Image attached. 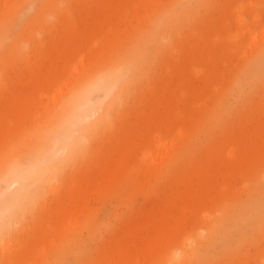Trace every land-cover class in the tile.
I'll list each match as a JSON object with an SVG mask.
<instances>
[{
  "label": "bare ground",
  "instance_id": "obj_1",
  "mask_svg": "<svg viewBox=\"0 0 264 264\" xmlns=\"http://www.w3.org/2000/svg\"><path fill=\"white\" fill-rule=\"evenodd\" d=\"M62 1L79 11L77 25ZM26 3L25 13L0 27V74L7 75L0 76V192L8 193L0 212L11 207L16 224H0L2 264H264V48L238 84L192 113L201 92L188 63L176 64L171 51L180 41L184 55L194 54L197 45L178 32L211 0H42L39 9L35 0ZM135 4L134 19L119 16ZM50 13L65 31H55ZM105 27L113 30L108 46L85 56ZM39 31L48 45L37 40ZM116 67L129 70L127 81L107 98L91 97L110 119L96 117L87 150L32 207L23 183L8 173L41 146L70 90ZM45 99L53 110L32 129ZM139 195L144 204L134 206ZM113 197L128 207L127 218L116 212V227L99 225L108 237L84 250L83 231L91 240L101 232L95 204Z\"/></svg>",
  "mask_w": 264,
  "mask_h": 264
},
{
  "label": "rangeland",
  "instance_id": "obj_2",
  "mask_svg": "<svg viewBox=\"0 0 264 264\" xmlns=\"http://www.w3.org/2000/svg\"><path fill=\"white\" fill-rule=\"evenodd\" d=\"M95 1L96 0H87L89 5H93ZM140 1L148 4V6L152 1H157L160 6L168 2V0ZM4 2L5 0H0V27L8 20V17L10 18L12 15H21L25 13L27 7L26 0H6V6H4ZM35 2V8L39 9L42 6V0H35ZM138 7L139 5L135 4L133 7H130V9H122L119 16L123 19H134L136 14L140 13V8ZM60 9L68 11L69 19L73 24L77 25V15H79V11L76 10L73 3L62 1L60 3ZM48 19L50 22H54L55 31L66 30L65 24H62L61 20L57 19L55 14L50 13ZM192 20L193 23L187 30H180L178 33L180 34V40L188 38L192 41V44L197 45L194 54L190 56L184 55L181 50L180 41L173 43L171 52L176 64L182 65L184 62L188 63L193 86L198 93L201 92L200 95H196L198 103L191 108V112L196 113L206 105L212 104L215 99H218L228 86L238 84L245 68L264 48V0H211L208 9L206 11L200 9ZM19 33L20 30L18 29L13 31L12 40H17V35H19ZM111 33H113L112 28H103L101 34L94 38L96 42L93 43V46L90 47L85 56L88 57V55H93L94 53L104 50V48L108 46V38ZM36 35L37 40H41L43 46L48 45L43 32L39 31ZM34 45H36V43H34ZM26 48L28 50L31 49L32 44H27ZM197 53L201 55L198 56ZM161 59L164 63H167L164 57ZM166 69L170 70L171 68L167 67ZM0 76L7 77L6 74H0ZM62 86L63 85H61L60 88ZM202 91H204L203 96ZM188 93L189 91L184 92L185 95ZM98 96L100 97L98 98ZM261 97L264 99L263 92ZM95 98L101 99V95H97ZM55 106L58 108L59 104L57 103ZM52 110L53 106L51 101L47 99L43 100L38 108L37 118L30 124V128L34 129L42 126L43 122H46L49 118ZM185 113L186 110L181 109L180 114ZM240 185L241 184H239V186ZM118 199L119 198L113 197L95 204L96 219L94 220V225L96 227L100 224L104 225V223H109L110 225L113 223L111 226L116 227L119 217L123 220L127 218L129 214L128 207L123 206V202H119L121 200ZM143 204V196H137L134 206ZM117 207L119 208L117 209ZM116 212H118V216L120 213L122 215L120 214V216L117 217V214H115ZM124 213H126L127 216ZM114 215H116L115 218L117 217V221L115 218H112ZM96 222H98V224H96ZM26 223L28 224V220ZM106 225L104 227H106ZM101 226H99L101 231L99 233L100 235H96L94 238L95 240L88 238L87 230V232L85 230L83 231L84 250L86 247L88 249L90 246V249L95 248L99 245L98 242L100 243V241L108 237V235L106 236V229H102ZM21 234L16 237V244L20 245L23 242ZM5 256L6 255L0 256V264L4 261Z\"/></svg>",
  "mask_w": 264,
  "mask_h": 264
},
{
  "label": "clouds",
  "instance_id": "obj_3",
  "mask_svg": "<svg viewBox=\"0 0 264 264\" xmlns=\"http://www.w3.org/2000/svg\"><path fill=\"white\" fill-rule=\"evenodd\" d=\"M128 75L125 67L104 70L70 90L61 103L59 114L44 129L41 146L27 161L16 162L8 176L23 183L22 195L32 207L50 191H55L63 172L87 150L92 134L99 127L100 120L96 117L103 113L104 119H110L103 104L93 102L91 97L105 93L107 98L127 81ZM6 198L8 193L0 192V200ZM12 211L9 207L0 212V224L9 230L16 226Z\"/></svg>",
  "mask_w": 264,
  "mask_h": 264
}]
</instances>
